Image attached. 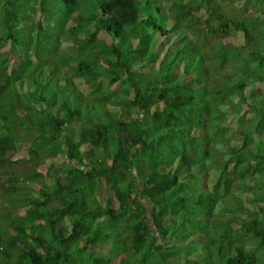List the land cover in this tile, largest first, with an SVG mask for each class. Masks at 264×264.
<instances>
[{
    "label": "trees",
    "instance_id": "obj_1",
    "mask_svg": "<svg viewBox=\"0 0 264 264\" xmlns=\"http://www.w3.org/2000/svg\"><path fill=\"white\" fill-rule=\"evenodd\" d=\"M0 3V264H264V20Z\"/></svg>",
    "mask_w": 264,
    "mask_h": 264
},
{
    "label": "rangeland",
    "instance_id": "obj_2",
    "mask_svg": "<svg viewBox=\"0 0 264 264\" xmlns=\"http://www.w3.org/2000/svg\"><path fill=\"white\" fill-rule=\"evenodd\" d=\"M223 7V9H225L226 12L230 13V15L234 16L235 19L237 20H249V21H258V20H264V15H258V13H253L255 11H257V7H264V0H217ZM37 5V3L35 4V6ZM36 17L38 18L39 16V9H38V5L36 7ZM34 14V13H32ZM3 15V7L0 3V31H1V22H2V16ZM1 33V32H0ZM263 90H264V86H263ZM238 119L236 117L231 116L228 120V125L233 127L237 124ZM29 145L24 144L21 148H20V153L17 156L18 160L20 161L18 167V171L19 172H23L26 169L21 165V164H26V159L28 157L27 151H28ZM46 168H42L41 171L45 172ZM19 180L22 181L23 184H26L25 178H19ZM36 184L38 185V187L43 186L44 184L46 185H52L53 184V180L52 179H46V180H37ZM2 203H5V200L1 199ZM9 202V207H13L15 208L16 206H13L10 204ZM8 204V203H6ZM17 205V204H15ZM18 207V205H17ZM19 209V213L20 214H24L25 213V209L23 207H18Z\"/></svg>",
    "mask_w": 264,
    "mask_h": 264
}]
</instances>
